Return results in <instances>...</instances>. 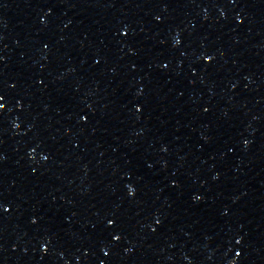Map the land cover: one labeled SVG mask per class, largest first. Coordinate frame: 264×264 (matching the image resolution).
<instances>
[{
  "label": "water",
  "instance_id": "water-1",
  "mask_svg": "<svg viewBox=\"0 0 264 264\" xmlns=\"http://www.w3.org/2000/svg\"><path fill=\"white\" fill-rule=\"evenodd\" d=\"M0 264H264V0H0Z\"/></svg>",
  "mask_w": 264,
  "mask_h": 264
}]
</instances>
